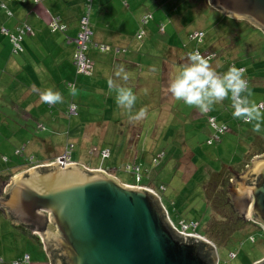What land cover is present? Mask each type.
<instances>
[{
    "label": "rangeland",
    "instance_id": "374dc122",
    "mask_svg": "<svg viewBox=\"0 0 264 264\" xmlns=\"http://www.w3.org/2000/svg\"><path fill=\"white\" fill-rule=\"evenodd\" d=\"M199 1L172 0L174 10L167 9L164 14V11H161L163 22H168L166 32L153 34L150 39L146 36L142 41L144 43L147 41L146 48L148 47V49L153 48L149 46L150 41L154 46L156 43L157 46L154 47L156 51L145 59L147 65L153 70L154 67H158V64L163 63L166 68L165 64L173 63L177 57L174 48L181 43V40L184 41V38L186 40L188 33L190 35L200 30L205 34L202 43H199L198 40H186L183 49L187 48L192 51L198 45L199 49L205 52L210 51V47L213 45L217 58L210 64L216 71L226 72L233 62L237 68L243 66L247 71H251L252 65H249L248 57L263 59L264 54L259 50V44L256 45V49L247 51L251 46L249 39L252 38L251 40L254 41L253 39L257 38L262 41L264 32L246 20L236 24L235 19L220 12V14L217 13L209 6H204L203 2L200 4ZM8 11L9 9L1 8L0 0V18L4 21L11 20L7 17ZM154 12L158 13L157 16L160 15V8L155 9ZM12 19L17 21L16 16ZM180 20L183 23L179 24L180 28L177 30H182V39L175 29L177 21ZM1 25L0 22V30ZM235 29L238 32V36L235 35L237 40L234 36H231L230 39L225 36L226 31H235ZM11 30L13 31V29ZM247 33H251V37ZM254 33H257L260 38L256 37ZM241 40H246L244 45ZM9 42L10 35L1 33L0 48L8 49L7 53L10 50L14 55L18 54L14 52V46ZM256 42L254 43L257 44ZM235 43L237 45H234ZM208 44L211 46H207ZM246 45L248 46L246 47ZM180 55L179 59L182 60V63L188 62L186 56ZM227 60L231 62H227ZM261 64L264 65V59ZM258 67L257 65V72L263 76L262 69L259 70ZM0 69L1 75L4 70ZM163 76L161 94L157 97H149L145 103L139 104V106L146 104L149 107L147 109L148 118L142 123L147 134H142L138 145L137 140L141 126L140 121H137L135 130L128 133V144L127 142L115 144L116 147L112 149L111 157L106 159L101 157L102 151L107 150L108 146L105 127L88 128L87 122L91 119L89 115L84 116L80 113L69 120L61 118L65 128H62L58 133H52L49 127H46L45 130L38 129L34 118L28 117V112L23 110L22 106L18 107L14 102L16 99L12 93L16 92L15 89L12 91L11 88H4L1 85L0 91L1 88H4L5 92L3 94L4 101H0V179L4 178L7 181L12 179V176H17L35 166L51 165L55 163L56 159L63 156L66 145L71 144L73 145L72 161L74 163L81 164L87 169H106L122 184H139L154 190L159 194L170 219L179 228H181V222L197 224L199 235L208 241L211 240L212 242H210L215 246L217 264H256L264 260V229L251 219L246 220L237 231L228 236L215 230L214 235L220 237L219 243L212 240L209 233V230L217 226L222 219L220 206L219 208L216 206L215 190L228 176L230 178L228 194L232 199L229 187L232 184L237 187L241 177L252 169L253 163L257 160L254 158V154L248 159L250 155L248 149L251 148L254 137L247 133L251 132L255 136L263 137L264 132L255 133L252 130V124L246 123L242 119L233 118L230 100L216 105L213 110L208 112H201L177 101L168 91L169 81L174 77V74L169 75L165 69ZM262 76L260 81H257L258 79L254 75L257 85L252 84L250 79L249 88L253 92L252 99L264 111V77ZM223 113L226 124L218 121L220 114ZM161 114L165 116L172 114L173 121L164 126L163 139L160 143H156V135L152 136V134L158 123L155 121ZM211 117L216 118L218 126L230 125L231 127L224 134L216 132L219 141L213 137L215 131L209 122ZM102 120L98 122L102 123ZM169 120L170 118H166V122ZM208 124L213 132L207 129ZM113 127L125 131L123 134L127 135L128 126L126 124ZM17 129H22V132L17 133ZM150 130L151 133L148 134ZM112 136L109 135L110 138ZM147 136L152 138V142L149 138L145 146ZM103 138L105 139L103 140ZM68 139L69 141L66 143ZM41 141H48L52 149L50 150L47 144L42 145ZM259 141L260 139L257 141L258 146L260 145ZM260 150L264 153V142ZM54 154L61 155L53 159ZM159 156L162 158L154 162V159ZM30 157L34 158L32 163L29 162ZM258 159H264V154L263 158ZM128 166L132 169L139 168V172L128 173ZM161 187H164L165 190H160Z\"/></svg>",
    "mask_w": 264,
    "mask_h": 264
},
{
    "label": "crops",
    "instance_id": "0c3cea01",
    "mask_svg": "<svg viewBox=\"0 0 264 264\" xmlns=\"http://www.w3.org/2000/svg\"><path fill=\"white\" fill-rule=\"evenodd\" d=\"M16 1L18 2L16 3ZM2 2L1 0V8L9 9L7 17L11 20L4 21V19L0 18L2 23L0 35L4 33L3 29L8 31V34L4 33L7 36L17 35L18 29L24 27H28L30 31L24 35L20 43L21 50L18 54L14 55L10 50L7 53L8 49L0 48V68L4 70L0 75V86L11 88V90L15 89L16 92L14 93L12 90L14 93L12 95L16 99L14 102L17 106H22V109L28 112V117L34 118L38 129L45 130L47 129L46 127H49L52 133H58L62 128H65V124L60 119L69 120L68 108L73 104L76 105L78 112L76 116L81 113L84 116L89 115L91 118L87 122L88 128L105 127L107 149H111L110 153L116 147L115 144H120L121 142H127L128 144V133L135 130L137 121H130L128 112L117 107L115 93L109 90L107 81L112 79L122 86L133 89L137 96L132 112L134 115L142 107L149 109L146 104L144 106H139V104L145 103L149 97H157L161 94L164 70L166 69L169 75H172V73L175 75L180 67L184 65L182 60L179 59V55L186 56L187 61V53L191 51L186 47V49H183L184 43L188 40V33L187 39L181 40V43L174 48L177 52V57L173 63L165 64L166 68L162 63L158 64V67H154L155 70H152L145 62L147 56L156 51V48H154L156 43L154 46L150 41L149 46L153 48L148 49V47L146 48L148 46L146 45L147 41L145 43L142 41L146 36L150 39L153 34L157 35L166 32L168 22H163L161 11H164V14L167 9L174 10L172 0H95L93 4L94 11L90 17L93 37L87 52L89 58L93 61V68L91 75L81 76L76 73L73 62L76 49L74 40L80 30V19L85 12L87 0H9L4 2L6 8L2 6ZM199 2L200 4L203 2L204 6H209L217 13L220 12L210 6L209 0H200ZM157 8H160L159 17L157 16L158 13L154 12ZM15 16L17 21L12 19ZM146 16L151 17L148 22L143 23L142 20ZM53 18L60 19L61 24L66 27L65 31H52L50 29L49 25ZM240 21L242 20H236L235 22L238 24ZM180 23H183L182 20L177 21L176 30L180 28ZM181 31L177 32L180 34V39H182ZM230 31H226L225 36ZM139 32H144V36L141 39L138 38ZM247 35L251 37L252 34L247 33ZM254 35L260 38L257 33H254ZM251 39H249L251 46L248 47L247 51L256 49V45L259 44V50L264 54V35H262V41L257 38L253 39L254 41ZM245 42L246 40L242 42L243 45ZM234 45L237 44L235 43ZM101 46L107 47V50L102 51L100 49ZM207 46H211V44ZM212 46L210 48L214 49ZM170 49L172 50L173 48ZM263 59L248 57V63L252 65V70L247 71L246 69V75H249L248 78L252 80L254 85H257V81H260L262 76L257 72V65L259 70L262 69V77H264V65L261 64ZM227 62L231 61L227 60ZM118 65L124 66L125 73L128 76L126 81L122 77L115 76V69ZM217 72L222 73L219 70ZM254 75L258 79L257 81H255ZM33 84L42 90L54 87L55 90H59L63 94L64 102L45 106V103L40 100L39 94L32 90ZM70 84H75L78 89V94L75 98L69 93ZM4 88H1L0 91L1 102L4 101ZM160 102L162 101L160 100ZM34 111H37V113H34ZM30 112L31 114L29 115ZM220 115V120L218 119V121L226 124L224 122L225 117H223L224 113ZM101 118H106L107 120H102ZM146 118H148V114L144 119L139 120L141 127L137 140L138 145L142 134H147L144 131V124H142ZM157 118L158 120L155 122L158 123L152 136L156 135V143H160L165 132L164 126L173 121V116L172 114L168 116L161 114ZM166 118H170V120L166 122ZM100 120L103 122H98ZM124 124L128 126L126 129L127 135L123 134L125 131L112 128L114 125L120 126ZM157 127H159V130H157ZM207 129L213 132L209 124ZM17 131V133H20L22 129H17ZM150 133L151 130L148 131V134ZM249 133L247 135H252L254 140L250 146L251 148L248 149L250 152L248 159L253 154L255 159L263 158L264 153L261 152L260 147L263 146L264 136H255L251 132ZM110 134L113 135L111 138L109 137ZM149 138L152 142V138L147 136L145 146ZM258 139H260L259 142L262 146H258ZM68 141L69 139L66 143ZM40 143L42 145L47 144L48 148L52 149L48 141H41ZM58 155L61 154H54L53 159ZM15 176H12V178ZM0 180L6 181L4 178ZM123 184L135 186L128 183ZM25 255H29L30 264H51L46 250L45 238L29 227L19 223L14 225L11 218H7L6 214L0 211V257L4 259L2 264H12L14 261L22 259Z\"/></svg>",
    "mask_w": 264,
    "mask_h": 264
},
{
    "label": "water",
    "instance_id": "95a60500",
    "mask_svg": "<svg viewBox=\"0 0 264 264\" xmlns=\"http://www.w3.org/2000/svg\"><path fill=\"white\" fill-rule=\"evenodd\" d=\"M209 4L264 32V0ZM229 191L239 215L264 229V159ZM0 211L45 238L51 264H217L215 246L179 233L156 194L76 163L37 166L0 180Z\"/></svg>",
    "mask_w": 264,
    "mask_h": 264
},
{
    "label": "clouds",
    "instance_id": "9594fccd",
    "mask_svg": "<svg viewBox=\"0 0 264 264\" xmlns=\"http://www.w3.org/2000/svg\"><path fill=\"white\" fill-rule=\"evenodd\" d=\"M210 59L202 56L198 49L189 51L188 62L169 81L168 91L177 101L201 112L211 111L216 105L230 100L233 118L252 124L255 133L264 132V111L252 99L253 92L249 88L245 69L233 65L226 72L219 73L210 64ZM115 76L122 77L125 81L128 79L123 65L116 67ZM107 85L115 93L117 107L128 112L130 121H139L147 116L146 107L132 114L137 96L131 87L122 86L112 79L107 81ZM32 90L39 94L43 103L55 105L64 102L63 94L54 87L42 90L33 84ZM69 93L73 98L77 96L75 84L69 85Z\"/></svg>",
    "mask_w": 264,
    "mask_h": 264
},
{
    "label": "built area",
    "instance_id": "2783aa9c",
    "mask_svg": "<svg viewBox=\"0 0 264 264\" xmlns=\"http://www.w3.org/2000/svg\"><path fill=\"white\" fill-rule=\"evenodd\" d=\"M93 4H94V0H87L86 6H85V13L80 19V30H79V33H78L76 39L74 40L75 45H76V49H75L74 56H73V62H74L75 68H76V73L78 75H81V76L91 75L92 68H93V61L89 58V56L87 54L89 46L92 43V37H93V32H92L91 22H90V17H91V14L93 12ZM2 6L4 7V5H2ZM150 17L151 16L144 17L142 22L143 23L148 22ZM49 27L52 31H57V30L65 31V28H66L65 26H63L61 24L59 18H53ZM2 31L5 34H8V31L6 29H3ZM29 31H30V29L28 27L20 28V29H18L17 35H15V36L11 35L10 36V40L14 46V52L15 53H18L21 50L20 43L23 40V36L26 34V32H29ZM143 36H144V32L138 33L139 39H141ZM204 36H205V34L201 31H199V32H196L194 34H190L189 40H191V41H193V40L197 41L198 40L199 43H202V41L204 40ZM100 49L102 51H106L107 47L101 46ZM199 52L205 58L210 57L211 58L210 62H213L217 58L216 52H213V51L203 52L201 50H199ZM233 65L235 66L234 63H232L230 66H233ZM238 68H244L245 69V75H246V68L245 67H238ZM246 79L248 81V84H250L249 78L247 75H246ZM262 107H263V105H262ZM67 114L70 118L73 116H76L78 114L77 106L74 104L71 105L68 108ZM209 122L215 131V134L213 135V137H216L217 140L219 141L218 135H216V132H218V134H222V133L224 134L227 131L226 126L225 125L218 126V124L216 123V118H212V117L209 119ZM72 152H73V145H71V144L66 145L65 152H64L63 156L56 159L55 162L62 163L64 167H66L67 164H74V162L72 161ZM110 154H111L110 150L107 149L105 151H102L101 157L106 159V158L110 157ZM161 158H162V156L155 158L154 162H157ZM29 160H30L29 162L32 163L34 161V158L30 157ZM38 166H41V165H38ZM35 167H37V166H35ZM89 170H102L107 175L113 176L110 172H108L106 169H103V168L102 169H89ZM127 172L131 173V174L132 173L136 174V172H139V168L132 169L130 166H128ZM128 186H130V185H128ZM133 187H141V188L147 189L159 197V194L157 192H155L154 190L148 189L145 186H140L139 184H137ZM160 190H165V188L161 187ZM159 199H160V203L162 204L163 208L165 209V211L167 213V217H168L169 221L171 222L172 226L179 233H182L185 235L198 236V237L202 238V236L196 232L197 225L194 223L181 222L180 223L181 228L175 226L174 223L172 222V220L170 219L168 212H167L165 206L163 205L160 197H159ZM202 239H204V238H202ZM2 263H4V259L2 257H0V264H2ZM12 264H30V257H29V255H25L22 259L16 260Z\"/></svg>",
    "mask_w": 264,
    "mask_h": 264
},
{
    "label": "trees",
    "instance_id": "16d2710c",
    "mask_svg": "<svg viewBox=\"0 0 264 264\" xmlns=\"http://www.w3.org/2000/svg\"><path fill=\"white\" fill-rule=\"evenodd\" d=\"M2 1H3L2 4L4 5V2L7 1V0H2ZM4 8H6L5 5H4ZM6 10H7V8H6ZM232 31L233 30H231L226 35L227 38L230 39L231 36L232 37L233 36L234 37L238 36L237 29H235V31H233V32ZM235 32H237V33H235ZM240 32H241V30H240ZM23 38H24V36H23ZM188 40H189V34H188ZM236 40H237V37H236ZM189 41H191V40H189ZM243 41L244 40H241V43ZM196 49L200 50L198 45L195 46V48L193 50H196ZM210 51L214 52V49H211ZM225 126L227 128L226 132H228L230 130V127H229V125H225ZM223 173H225V172H223ZM218 175H220V174H218ZM227 177L228 176H226L225 181H224V179L221 181V184L215 190V200H216V203H217L216 206H217V208H219V206H220L222 219L218 222L217 226H214L213 229L209 230L211 239L212 240H216L218 243H219L220 237L214 235V231L215 230L221 231L222 233L225 234V236H228V235L232 234L233 232L237 231L246 222V219H244L243 217H241L239 215V213L237 212V210L235 209V207L233 206V204L230 201L229 194H228V186L230 185V178L229 177L227 178ZM133 185H136V184H133ZM196 232L199 233L198 225H197V228H196ZM202 249L205 250L206 257L208 259H211V257H212V249L209 247V245H206V244L202 245Z\"/></svg>",
    "mask_w": 264,
    "mask_h": 264
}]
</instances>
